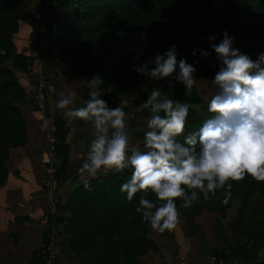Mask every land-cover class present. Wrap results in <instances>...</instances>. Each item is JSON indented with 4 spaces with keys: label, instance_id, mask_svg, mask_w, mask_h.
Masks as SVG:
<instances>
[{
    "label": "rangeland",
    "instance_id": "rangeland-1",
    "mask_svg": "<svg viewBox=\"0 0 264 264\" xmlns=\"http://www.w3.org/2000/svg\"><path fill=\"white\" fill-rule=\"evenodd\" d=\"M54 4V0H0V84L7 87L0 91V104L4 107L0 134L11 143L16 140L21 144L9 149L8 160L4 167L0 166V195L9 179L6 166L10 153L29 144L26 117L40 112L33 131L38 139L34 148L44 146L45 151L37 149L35 154L31 149L30 163L26 165L29 173L35 171L29 184L38 183L32 188L36 199L40 205L42 199H47L49 205L44 209L46 215L36 220L45 221L46 225L48 214L55 215L49 233L55 264H215L224 252L255 240H261L260 255L264 256V181L250 175L231 181L227 203L224 189H218L206 200L201 196L189 207L177 198L180 223L160 233L136 212L140 193L129 201L126 193L120 191L121 184L131 175L130 169L122 173L101 171L87 186L83 180L73 181L79 175L93 133L91 122L81 119L68 118L74 152L68 180L57 191L61 204L56 212L57 173L49 171L56 169L61 158L52 152L54 126L44 123L54 118L61 93L74 92L72 107L84 106L88 80L99 75L104 81L100 86L104 90L102 98L110 107L127 101L126 119L134 146L142 145L150 118V109H145L143 103L152 89H138L140 81L172 86L160 91L189 104L185 133L197 130L214 115L207 105L217 90L211 80L218 65H214V52L204 58L199 53L193 56V49L211 52L206 38L216 35L219 42L227 30L235 36L234 46L256 60L252 48L264 40V0L263 7L251 0H82L80 11L73 6L60 16V23L50 25ZM173 44L178 59L197 61L196 75L203 70L213 74L204 80L197 78L194 101L174 91L184 89L174 77L149 80L133 70L134 64L162 54ZM14 55L28 58L26 69L14 68ZM42 78L46 79V87L41 105L35 93ZM12 82L16 85L9 86ZM46 109L50 117L45 115ZM62 112L64 117L66 110ZM21 159L18 156L16 163ZM11 170L21 177L20 171ZM23 182L27 183L25 179ZM149 198L155 200L151 193ZM20 204L30 212L28 203L22 200ZM38 209L33 212L35 215L41 213ZM26 219L18 222L30 228ZM7 221L0 211V234H16L17 229H10Z\"/></svg>",
    "mask_w": 264,
    "mask_h": 264
},
{
    "label": "clouds",
    "instance_id": "clouds-1",
    "mask_svg": "<svg viewBox=\"0 0 264 264\" xmlns=\"http://www.w3.org/2000/svg\"><path fill=\"white\" fill-rule=\"evenodd\" d=\"M211 52L194 48L207 58L215 54L218 70L211 83L216 92L208 102L213 113L195 131L185 133L189 104L164 96L153 88L143 103L150 109L147 130L142 145H133L121 100L110 107L103 99L104 81L94 75L87 84L84 106L72 107L75 93H61L57 109L66 110L68 118L90 121L92 138L86 156L78 169L87 183L101 171L122 173L131 170L120 191L132 201L140 193L136 212L160 233L174 229L180 223L177 198L189 207L202 196L208 199L218 189H224V202L231 197V181L250 175L264 181V52L253 60L234 46L235 36L225 30L222 39L206 38ZM135 59H139L136 56ZM197 61L178 59L175 44L158 53L133 70L149 80L161 81L174 77L185 93L197 85ZM155 200L149 198V194Z\"/></svg>",
    "mask_w": 264,
    "mask_h": 264
},
{
    "label": "crops",
    "instance_id": "crops-1",
    "mask_svg": "<svg viewBox=\"0 0 264 264\" xmlns=\"http://www.w3.org/2000/svg\"><path fill=\"white\" fill-rule=\"evenodd\" d=\"M26 110L30 111L29 108H26ZM39 114L40 112L36 111L35 115L31 114L33 117H31L32 119L30 118V115L26 117L28 132L30 135L29 144L26 145L25 148L12 151L10 153L8 166H6L8 167V170H10V174L8 182L4 183L1 189L2 193L0 195V211L3 212L7 217L8 227L10 229L16 228V231L21 232V234H17L18 232L16 234H0V264H30L33 254L42 248L43 245V233L46 231L45 229H47V220L45 225V221H37L36 219L38 217L43 218L44 215H46L45 210L47 207H49L48 200L42 199L40 205V202L36 199L37 196H35L33 193L32 188L38 187V183H34L32 185L29 184V180L34 178L32 175H35V171L33 170L32 172L30 171L31 173H29L27 170L28 167L26 165L27 162L28 164L30 163L29 158H31L32 155L31 149L35 154H37V149H41L43 152L45 151L44 146L38 145L34 148L38 139L33 136V131L37 127L35 125L37 124V119L40 118ZM63 119L69 128L66 141L70 146V164L72 160V154L74 152L73 145L70 141L72 135V125L69 123V119L66 115L63 117ZM41 150L39 151L41 152ZM18 156L22 157V162L20 163H16ZM13 168L17 169V171H20L19 174L22 178L13 175V171L11 170ZM24 179L27 181V183L23 182ZM22 200L28 203V206H30L29 208L32 210V212L31 210L30 212L25 210L24 206L20 204ZM39 207L41 208V213H37L35 215L33 212L35 210L39 211ZM22 217L28 218L26 219ZM21 219H26L25 224L30 225V228L27 227V225L18 222Z\"/></svg>",
    "mask_w": 264,
    "mask_h": 264
},
{
    "label": "trees",
    "instance_id": "trees-1",
    "mask_svg": "<svg viewBox=\"0 0 264 264\" xmlns=\"http://www.w3.org/2000/svg\"><path fill=\"white\" fill-rule=\"evenodd\" d=\"M81 1L82 0H54V5H52L53 12L50 17V25L60 23L59 20H61L60 16L65 14V12L70 9L73 6H76V10H81ZM251 2L254 5H258L260 7H263V0H251ZM253 51H255V56L256 59L258 55L261 52H264V40L261 41L258 46H254L252 48ZM14 68L15 69H26L27 67V62L28 58L22 55H14ZM213 76V74H210L207 70H203L200 72V74L197 75L198 79H207L208 77ZM3 85L0 87V91H5L7 90L6 84H0ZM16 85V83H11L9 86ZM143 86L147 87L148 89H153V88H158V89H165V88H172V86L168 84H163V83H156V82H144L140 81L138 83V89H141ZM174 91L180 95L183 98H186L188 100L194 101L197 98V90L193 87V90L191 92L185 93L184 89H174ZM3 106L0 104V118H1V113H3ZM6 112V110L4 111ZM45 115L50 117L49 110H45ZM54 133L53 136L55 138V147H56V152L61 158V163L56 166V173H57V180H56V190L54 192L55 196V210L56 212L60 208L61 204V195L58 194V189H61L63 185L67 182L68 180V172L70 168L69 164V156H70V146L67 144L66 137L69 133V128L63 119V115L60 109L55 110L54 114ZM25 122V121H23ZM2 119H0V128L3 125L2 124ZM25 125V138L24 142L26 140V134H27V126L26 123ZM20 142H17L14 140L13 143L9 142V140H5V136H2L0 134V150H1V155H0V166L4 167L3 164L8 160V154H9V149L13 147H18L20 146ZM6 170H4L5 172ZM82 179L80 178V174L77 175L74 178V182H79ZM54 220H55V215L54 214H48L47 216V230L43 233V245L42 248H40L38 251H36L31 260L30 264H44L43 261V256L46 251V248L49 247L51 244V238H50V230L53 228L54 225ZM260 243L261 240H255L252 244H242V245H237L235 248L224 252L221 256H219L216 259L215 264H264V256L260 255Z\"/></svg>",
    "mask_w": 264,
    "mask_h": 264
},
{
    "label": "built area",
    "instance_id": "built-area-1",
    "mask_svg": "<svg viewBox=\"0 0 264 264\" xmlns=\"http://www.w3.org/2000/svg\"><path fill=\"white\" fill-rule=\"evenodd\" d=\"M45 87H46V79L42 78V80L39 82V87L37 88V91L35 93L36 98L41 105L45 101V91H44ZM44 123L47 125H50L48 123H51L52 127L54 126L53 118H49ZM54 130H55V128H54ZM54 143H55V140H54ZM52 152H53V154H57L55 144H54V146H52ZM52 170L49 172L51 174L55 173V170L54 171H52ZM55 260H56V256H55L54 251L52 249V244H50L49 247L46 248V251H45L44 256H43V261H44V264H55Z\"/></svg>",
    "mask_w": 264,
    "mask_h": 264
}]
</instances>
